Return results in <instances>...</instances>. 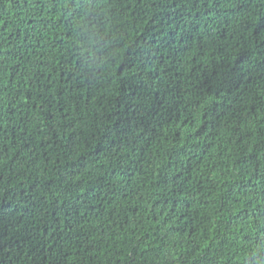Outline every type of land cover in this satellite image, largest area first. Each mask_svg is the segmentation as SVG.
I'll return each mask as SVG.
<instances>
[{
    "label": "trees",
    "instance_id": "16d2710c",
    "mask_svg": "<svg viewBox=\"0 0 264 264\" xmlns=\"http://www.w3.org/2000/svg\"><path fill=\"white\" fill-rule=\"evenodd\" d=\"M0 264H264V0H0Z\"/></svg>",
    "mask_w": 264,
    "mask_h": 264
}]
</instances>
